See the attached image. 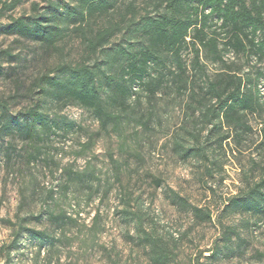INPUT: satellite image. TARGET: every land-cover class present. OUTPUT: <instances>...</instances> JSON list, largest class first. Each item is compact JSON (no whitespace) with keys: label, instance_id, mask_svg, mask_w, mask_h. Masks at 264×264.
Returning a JSON list of instances; mask_svg holds the SVG:
<instances>
[{"label":"rangeland","instance_id":"obj_1","mask_svg":"<svg viewBox=\"0 0 264 264\" xmlns=\"http://www.w3.org/2000/svg\"><path fill=\"white\" fill-rule=\"evenodd\" d=\"M18 1L14 9L2 11L3 5L12 0H0V25L43 13L49 1L60 2ZM123 1L148 11L153 9L150 3L146 5L148 0ZM33 4L38 6L37 11ZM121 40L118 34L112 41L116 44ZM3 50L20 55L16 60L4 56L0 61V102L6 103L13 115L36 104L38 95L29 92L35 79L47 73L53 75V68L60 61L76 62L83 57V48L74 35L66 38L61 56L4 34L0 35V52ZM183 54L189 63L192 53L187 50ZM201 57L209 74L226 68L205 53ZM223 60L231 70L248 74L264 102V76L257 80V72L264 74V60L246 59L233 51L226 52ZM173 91L162 87L149 100L142 91L140 102L131 100V105L135 103L134 110L129 111L131 119L124 120L119 133L112 129L102 131L92 113L78 105L47 104L44 111L73 121L75 132L58 131L39 143L42 155L31 163L27 160L31 148L25 139L3 134L0 264H151L134 223L125 222L120 213L121 197L127 192L132 198L129 208L140 212L144 230L172 240L179 264H264V259L259 260L264 257V221L255 225L250 215L223 209L245 178L256 176L257 171H251L253 164L262 165L264 109L247 115L251 132L241 145L229 139L221 148L209 150V161H183L173 151L172 137L185 120V98ZM150 112L152 123L144 130L137 121ZM7 147L13 149L9 159ZM205 167L210 168L212 178L206 175ZM66 169L94 172L91 188L72 183L64 189ZM170 190L191 205L208 208L212 221L194 222L189 212L172 204L167 197ZM49 214H62L66 219L55 222ZM228 226H233L237 235L226 250L221 234ZM27 230L44 231L47 237L36 239ZM215 243L219 244V252L211 256Z\"/></svg>","mask_w":264,"mask_h":264},{"label":"trees","instance_id":"obj_2","mask_svg":"<svg viewBox=\"0 0 264 264\" xmlns=\"http://www.w3.org/2000/svg\"><path fill=\"white\" fill-rule=\"evenodd\" d=\"M61 1H49L43 13L0 25V35L28 40L47 53L61 56L66 38L72 35L83 48V57L78 61H60L53 75L47 73L35 79L29 92L36 93L38 99L32 107L13 115L6 103L0 102V138L5 134L25 139L31 148L27 158L30 163L42 155L39 143L58 131L75 132L73 121L46 113L47 104L78 105L92 113L102 131L119 133L124 120L131 119L129 111L135 106L131 100L140 102L142 91L148 100L155 98L162 87L173 88L178 97L185 98V120L172 137L173 151L181 160L209 161V150L221 148L229 139L238 145L247 139L251 132L247 115L262 111L264 102L248 74L228 68L223 56L233 51L246 59L264 60V0H148L146 5H153L152 11L131 2L124 4L123 0ZM18 3H5L2 11H10ZM33 7L38 10L36 4ZM118 34L122 40L114 44L112 40ZM187 50L192 53L189 63L183 58ZM201 53L226 68L209 74ZM4 56L20 58L19 54L3 50L0 61ZM263 76L257 72V80ZM138 123L144 130L149 128L152 113ZM6 149L9 159L13 149ZM253 166L251 171H257L256 176L246 177L223 209L250 215L257 225L264 221V158L262 165ZM205 170L212 178L210 168ZM94 175L87 170L66 169L63 187L76 183L91 188ZM167 197L178 209L189 212L194 222L212 221L208 208L189 204L173 190ZM130 199L128 192L121 197L120 213L125 222L134 223L151 264H179L172 240L144 230L140 212L129 208ZM49 219L57 222L66 218L49 214ZM27 231L39 240L47 237L44 231ZM235 231L233 226L223 230L224 249L237 235ZM218 252L219 244L215 243L211 256Z\"/></svg>","mask_w":264,"mask_h":264}]
</instances>
